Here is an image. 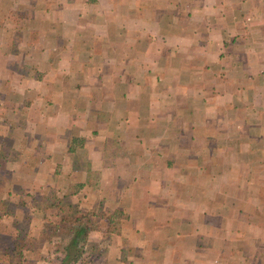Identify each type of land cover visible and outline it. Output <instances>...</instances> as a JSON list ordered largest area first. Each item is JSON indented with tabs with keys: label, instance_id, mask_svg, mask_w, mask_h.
<instances>
[{
	"label": "crops",
	"instance_id": "0c3cea01",
	"mask_svg": "<svg viewBox=\"0 0 264 264\" xmlns=\"http://www.w3.org/2000/svg\"><path fill=\"white\" fill-rule=\"evenodd\" d=\"M0 200L117 210L74 264H264V0H0Z\"/></svg>",
	"mask_w": 264,
	"mask_h": 264
},
{
	"label": "rangeland",
	"instance_id": "374dc122",
	"mask_svg": "<svg viewBox=\"0 0 264 264\" xmlns=\"http://www.w3.org/2000/svg\"><path fill=\"white\" fill-rule=\"evenodd\" d=\"M48 208L52 210L49 214V219H56L57 222L51 220V224L45 223L42 227V234L39 237H34L28 232L31 228L30 221L27 217L14 222V228L17 229L16 235H0V251L6 252V255L0 258V264H59L62 251L60 246L67 242V239L72 235L70 223L67 220H58L57 216L63 217L75 215L76 213L68 212V208L62 209V213H56L53 211V205H49ZM59 210L58 208H56ZM47 210V208H46ZM36 213H40V208L34 210ZM83 212V211H81ZM37 219H34V221ZM55 220V221H56ZM32 226H37L39 223ZM54 223V224H53ZM47 238V239H45ZM53 243V244H52ZM44 244V246L42 245ZM42 247V250H41ZM92 260L91 253L86 250L84 246V255L82 260ZM74 264V263H71Z\"/></svg>",
	"mask_w": 264,
	"mask_h": 264
},
{
	"label": "trees",
	"instance_id": "16d2710c",
	"mask_svg": "<svg viewBox=\"0 0 264 264\" xmlns=\"http://www.w3.org/2000/svg\"><path fill=\"white\" fill-rule=\"evenodd\" d=\"M5 210V202L0 200V216L4 213ZM118 211L115 210L111 214L106 213H98L96 211H79L75 215H70L63 217L61 216V220H67L70 223V228L72 230V235L67 239V242L62 245L63 255L59 264H71L74 262L81 261L84 255V246L88 240L89 232L96 228V224L94 222V218L96 215L106 216L110 221L109 226H113L115 228V220L111 222L110 216L117 217Z\"/></svg>",
	"mask_w": 264,
	"mask_h": 264
}]
</instances>
